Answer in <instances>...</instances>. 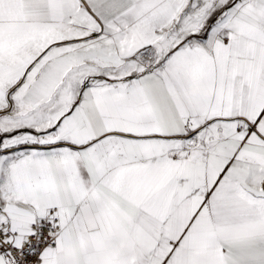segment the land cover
I'll return each mask as SVG.
<instances>
[{"label": "snow or ice", "instance_id": "snow-or-ice-1", "mask_svg": "<svg viewBox=\"0 0 264 264\" xmlns=\"http://www.w3.org/2000/svg\"><path fill=\"white\" fill-rule=\"evenodd\" d=\"M0 264H264V0H0Z\"/></svg>", "mask_w": 264, "mask_h": 264}]
</instances>
